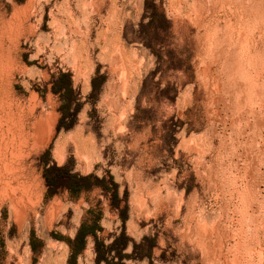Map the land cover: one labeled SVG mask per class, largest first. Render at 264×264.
<instances>
[{
  "label": "rangeland",
  "instance_id": "374dc122",
  "mask_svg": "<svg viewBox=\"0 0 264 264\" xmlns=\"http://www.w3.org/2000/svg\"><path fill=\"white\" fill-rule=\"evenodd\" d=\"M113 196L126 264H264V0H0V264L110 243Z\"/></svg>",
  "mask_w": 264,
  "mask_h": 264
},
{
  "label": "trees",
  "instance_id": "16d2710c",
  "mask_svg": "<svg viewBox=\"0 0 264 264\" xmlns=\"http://www.w3.org/2000/svg\"><path fill=\"white\" fill-rule=\"evenodd\" d=\"M60 78H64L63 94L66 95L71 90V81L65 73L60 74ZM62 121L63 118L61 117L59 119L58 127H60ZM43 177L49 192H54L57 188H66L71 193H77L80 189L85 187L83 182L87 179V176L70 173L69 169L65 165L45 166L43 169ZM110 204L112 207L117 209L119 207L114 196L111 197ZM118 211L122 219V229L117 235H114L112 241L108 244H105L103 239H99L96 236L95 231L98 227L97 220L99 217L97 214H92L90 217L87 216L81 221L74 237L68 241L70 249L68 259L69 264H74L77 254L85 246L86 238L89 235L93 237L95 264H102V262L104 264H112L115 262L118 264H126L122 261L123 257L126 255L123 250L126 249L129 244V238L126 235L125 228L123 226V212L125 211V208H119ZM87 213H92V210L89 209Z\"/></svg>",
  "mask_w": 264,
  "mask_h": 264
},
{
  "label": "bare ground",
  "instance_id": "6f19581e",
  "mask_svg": "<svg viewBox=\"0 0 264 264\" xmlns=\"http://www.w3.org/2000/svg\"><path fill=\"white\" fill-rule=\"evenodd\" d=\"M23 135L25 136L24 138H28V139H30L32 137V133L29 130L27 132H25ZM23 135H22V137H23Z\"/></svg>",
  "mask_w": 264,
  "mask_h": 264
}]
</instances>
